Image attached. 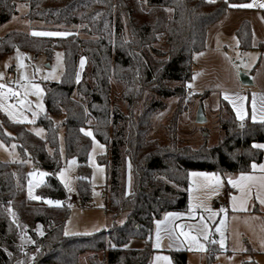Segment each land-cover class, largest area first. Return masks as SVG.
Returning a JSON list of instances; mask_svg holds the SVG:
<instances>
[{"label": "trees", "instance_id": "trees-1", "mask_svg": "<svg viewBox=\"0 0 264 264\" xmlns=\"http://www.w3.org/2000/svg\"><path fill=\"white\" fill-rule=\"evenodd\" d=\"M249 1L0 0V27L17 14L18 3H25L26 17L42 24L37 29L67 33L49 37L12 32L0 38V55L15 49L49 60L57 50L64 55L62 81L46 86V111L37 120L46 131L44 140L0 114V139L16 144L21 159L0 161V264H82L85 255L87 264H150L155 223L166 213L188 209L190 172L248 174L253 163L263 162V150L253 145L264 144V122H240L224 100L219 104L217 145L208 146L205 140L198 147H179L178 111L166 127L169 142L152 137L155 116L167 108L164 100L181 97L183 104L195 74L194 56L205 49L209 29L233 5ZM78 32L89 39H77ZM237 38L241 50L251 49L249 22L241 25ZM81 57L87 67L78 80ZM111 79L124 84L128 114L111 103ZM204 99L199 100L203 109ZM60 128L65 132L66 157L78 161L81 206L91 202L92 147L81 129H91L107 148L99 164L107 170L106 211L114 221L108 230L64 233L71 209L67 190L56 177L62 167ZM28 161L49 174L37 189L42 198L38 201L26 195ZM123 214L124 222L117 225ZM22 236L32 244L21 246ZM133 242L144 246L132 247ZM207 252L210 263L221 249L210 242ZM169 253L174 264L188 263L186 251Z\"/></svg>", "mask_w": 264, "mask_h": 264}, {"label": "rangeland", "instance_id": "rangeland-1", "mask_svg": "<svg viewBox=\"0 0 264 264\" xmlns=\"http://www.w3.org/2000/svg\"><path fill=\"white\" fill-rule=\"evenodd\" d=\"M16 10L17 14L8 23L0 27V38L12 32H21L29 35H33V32H50L35 29L33 23L26 17L29 11L27 4L18 3ZM78 38L89 39V37L80 32H78ZM235 58L240 59V56H235ZM81 60L84 61L83 66H81ZM231 63L238 75L240 73H249L246 70L247 64L243 65L240 62L239 65H235L233 59ZM86 67V58L81 57L77 73L78 80L81 79ZM0 74H2L0 83L6 85V88L0 91L6 93L7 88H12L19 93L18 96L4 95L0 97V105H2L0 107V114L5 115L13 123L25 125L31 133L44 140L46 138V131L37 125V120L46 111L44 102L46 86L62 81L64 74L63 52L60 50L55 51L53 58L49 60L43 54L36 56L32 53L15 49L10 54L0 55ZM33 84H38L42 89V93L39 96L32 89L31 86ZM26 91L27 95H25ZM124 95V84L111 79V103L122 113L128 114V104L124 101ZM184 95L182 96L183 104L181 103L182 101L180 102L181 97L164 100L167 103V108L158 112L155 116L152 137L159 139L162 143H168L169 139L166 127L178 111L180 112L177 133L179 147H198L205 140H207L208 146L217 145L221 136L217 128L218 114L209 113L210 109L205 105L207 122L203 125H198L196 123V116L200 105L196 98H191L186 103ZM21 99L26 101L25 104L21 105L19 103ZM143 103L144 99L140 107L143 106ZM37 104H40L42 107L38 108ZM211 105L212 109L215 110L218 105L217 100L215 99V102H212ZM33 113H36V115L34 116ZM84 131L92 132L91 129H84ZM205 133L208 135L204 136ZM89 137L92 140V147L88 155V166L91 169V202L86 206H81L77 193L78 161L75 158L66 157L65 132L63 128L59 130L62 167L56 174V177L64 187L66 183L68 185L67 188L65 187L68 193V204L73 202L79 204L78 208L71 209L65 223L64 233L66 236L89 235L108 230L114 223L112 216L105 213L106 201L104 192L107 183V170L105 166L99 164V157L107 153V148L99 143L94 135ZM48 150L51 153V150ZM0 161H21L16 144L7 145L0 139ZM27 165L29 179L26 195L29 200L38 201L31 197L38 196L37 189L47 181L49 174L45 170L35 169L29 161ZM194 172L217 174L221 178V184L219 187H216L211 180V175L209 177L193 176L192 173ZM40 173H46V175L41 177ZM235 176H238V174L232 175L230 178H235ZM30 181L31 196L29 195ZM189 183L188 210L193 206L196 207L193 218L187 220V227H191H188L186 231H189L193 236H197L199 244H203L204 248L201 250L197 243L185 240L182 237L188 248L187 264H264V203H261V201H264V187L255 190L246 183L245 190L242 192L239 188L236 193L231 191L232 188L230 186L228 187V182L225 181L223 175L204 171L190 172ZM199 185L202 186L201 190H199ZM69 188L71 191H69ZM231 195L236 197V200H233ZM48 205L58 206L60 203ZM206 209H211L216 215L210 217V213ZM221 209H224V211L222 212ZM201 217L204 218L203 222L201 221ZM120 218L117 221V225H121L124 222L125 214ZM203 223L208 225V240H205L202 234ZM217 229L220 230L217 231ZM39 231L42 233L40 227ZM213 241L221 249V252L217 253L213 261L209 263L207 248L209 243ZM19 244L21 246H29L32 244V240L27 236H22ZM87 257L86 255L81 257L80 261L82 264H87Z\"/></svg>", "mask_w": 264, "mask_h": 264}, {"label": "crops", "instance_id": "crops-1", "mask_svg": "<svg viewBox=\"0 0 264 264\" xmlns=\"http://www.w3.org/2000/svg\"><path fill=\"white\" fill-rule=\"evenodd\" d=\"M246 4H252L253 6H232L220 21L209 29L205 49L194 56L195 74L189 84V89L195 91L198 103L202 97H205L204 112L206 111V105L207 108L210 109L209 113L218 114L220 101L224 100L232 108L236 118L240 122L247 119L252 122H262L260 116L261 109L264 108V7H260V5L264 4V0H251L241 5ZM244 22L250 23L252 31V47L249 50H241L237 38V31ZM33 25L35 29L42 27V24L38 22H34ZM235 56H240V59H238L240 61L246 59V62L242 63L243 65L247 64L246 70H248L249 73H246V75L251 76L253 81L252 86L245 87L241 83L239 75L231 63L232 59H236ZM226 95L227 98H225ZM215 99L218 105L216 109L213 110L211 104L215 102ZM253 101H255L256 108L255 121L252 119ZM237 110H240V114L244 117L243 120L238 117ZM262 150L264 152V149ZM260 164H264V158L263 162ZM260 164L256 165L259 166ZM245 175L253 177L251 181L245 182L248 183V186L255 190L264 187V170H261L259 167L255 169L252 168V172ZM230 176L232 175L224 177L226 182H228V179H231ZM240 176L241 174H238V176L232 179L239 180ZM227 185L232 188L231 191L237 193L238 187H233L229 183H227ZM201 189L202 186L199 185V190ZM189 212L190 210L188 209L185 212H169L183 213V215L179 218H172L169 221H165V216L168 214L166 213L163 218L159 220L164 222L160 225V247L155 246L157 222L155 223L152 236L154 254L150 264H174L171 254L169 253L170 251H188L182 236L178 240H170L166 230L180 224L185 226L184 230L186 231L188 228L187 220L193 218L194 215ZM199 212H201V210H199ZM105 213H107L106 207ZM119 219L115 222L117 223ZM131 246L142 247L144 243L133 242ZM165 256L168 257L169 260L162 259V257ZM158 257H161V259H157Z\"/></svg>", "mask_w": 264, "mask_h": 264}, {"label": "snow or ice", "instance_id": "snow-or-ice-1", "mask_svg": "<svg viewBox=\"0 0 264 264\" xmlns=\"http://www.w3.org/2000/svg\"><path fill=\"white\" fill-rule=\"evenodd\" d=\"M209 2H214V0H209ZM234 7H252L253 5L252 4H246V5H233ZM260 7H264V4H261ZM33 35H39V36H63V35H67V33H55V32H48V33H38V32H33L32 33ZM83 63L84 61L81 60V66H83ZM0 78H2V74H0ZM77 79H79V77H77ZM32 89L34 90L35 94L37 96H39L41 93H42V89L40 88V86L38 84H33L32 86ZM6 88V85L5 84H2L0 83V90H3ZM27 91L25 92V95H27ZM4 95H12V96H18L19 93L14 91L12 88H7V92L5 93L4 91H0V97L4 96ZM225 98H227V95L225 96ZM25 100L21 99L19 101V103L21 105L25 104ZM0 107H2V105H0ZM37 107L40 108L42 107L40 104H37ZM253 115H252V119L255 121L256 120V108H255V101H253ZM11 115V113H10ZM33 115L35 116L36 113H33ZM237 115L238 117L243 120L244 117L243 115L240 114V110H237ZM260 120L262 122H264V108L261 109V116H260ZM28 122H33V121H28ZM243 126V125H241ZM82 132H84L85 135L87 136H92V132L91 131H84L83 129H81ZM94 139V137H93ZM101 147H103L101 145ZM253 147L255 148H260V149H264V144H254ZM251 167L253 169L259 167L261 170H264V164H260L259 166H257L255 163H253L251 165ZM31 175V174H30ZM41 177H43L44 175H46V173H40L39 174ZM63 175V174H62ZM193 176H204V177H209L211 175V180L214 182L215 186L216 187H219L220 184H221V178L219 175L217 174H208V173H192ZM253 179L252 176H248V175H245L243 173H241V176L239 178V180H232V179H229L228 180V183L231 184L233 187H238L241 189V191L243 192L245 190V187H246V183L247 181H251ZM65 187L67 188L68 185L67 183L65 184ZM69 191H71V189L69 188ZM29 195L31 196V181L29 182ZM32 199H36V200H40L42 199L41 197L39 196H32L31 197ZM233 200H236V197H233ZM47 203L48 204H53V203H56V204H59L60 202L59 201H52V200H47ZM261 203H264V201H261ZM195 207L196 206H193L190 208V214H195ZM207 211H209L210 213V217L211 216H215L216 213L212 212L211 209H206ZM221 211L223 212L224 209H221ZM183 213H168L166 214L165 216V221H169L171 220L172 218H179L180 216H182ZM204 218L201 217V221L203 222ZM164 223L163 221H157V237H156V247H160V240H161V236H160V225ZM223 223V222H222ZM189 228L191 226H188ZM185 226L184 225H180V224H177L175 225L173 228H169L166 230V233L169 237L170 240H178L181 236L185 238V240H189L193 243H197L198 246L200 247L201 250H203L204 248V245L203 244H199L198 242V239H197V236H193L191 235V233L189 231H185L184 230ZM177 230H178V234H177ZM220 229H217V231H219ZM67 234V233H66ZM202 234H203V237L205 240H208V225L206 223H203V228H202ZM214 242V241H213ZM157 259H161V257H158ZM162 259L164 260H169L168 257H162Z\"/></svg>", "mask_w": 264, "mask_h": 264}, {"label": "water", "instance_id": "water-1", "mask_svg": "<svg viewBox=\"0 0 264 264\" xmlns=\"http://www.w3.org/2000/svg\"><path fill=\"white\" fill-rule=\"evenodd\" d=\"M239 78H240V81L241 83L243 84V86L245 87H250L252 86L253 84V81H252V78L251 76L249 75H246V74H243V73H240L239 74ZM207 122V118L205 116V112H204V109L202 106L199 107V110H198V113H197V116H196V123L198 125H203Z\"/></svg>", "mask_w": 264, "mask_h": 264}, {"label": "built area", "instance_id": "built-area-1", "mask_svg": "<svg viewBox=\"0 0 264 264\" xmlns=\"http://www.w3.org/2000/svg\"><path fill=\"white\" fill-rule=\"evenodd\" d=\"M240 62L245 63V62H246V59H244V60H242V61H240V60H238V59H233V63H234L235 65H239ZM194 95H195V91H194L193 89H188V90L186 91L185 95H184V101H185L186 103H188L189 100H190ZM68 207H69L70 209H75V208H78V207H79V204H77L76 202L69 203V204H68Z\"/></svg>", "mask_w": 264, "mask_h": 264}]
</instances>
